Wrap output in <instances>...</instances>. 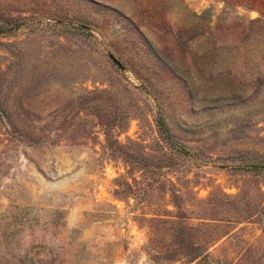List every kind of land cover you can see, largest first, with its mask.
I'll return each mask as SVG.
<instances>
[{
    "label": "rangeland",
    "instance_id": "1",
    "mask_svg": "<svg viewBox=\"0 0 264 264\" xmlns=\"http://www.w3.org/2000/svg\"><path fill=\"white\" fill-rule=\"evenodd\" d=\"M21 258L264 264V0H0V264Z\"/></svg>",
    "mask_w": 264,
    "mask_h": 264
},
{
    "label": "trees",
    "instance_id": "2",
    "mask_svg": "<svg viewBox=\"0 0 264 264\" xmlns=\"http://www.w3.org/2000/svg\"><path fill=\"white\" fill-rule=\"evenodd\" d=\"M115 64L116 65H119L120 66V63L119 62H117V61H115ZM163 130H164V128H162ZM164 136H165V138L168 140V142L170 143V144H173L172 143V141H171V139H170V137L168 136V134H166V132L164 131ZM173 146H174V144H173ZM252 168H256L255 166L254 167H252ZM26 258H24V261H23V259L21 258V259H19L18 260V264H28V262H26V260H25ZM83 260V263H81V264H87V261L88 260H84V259H82ZM197 260V258H194V260H192L191 261V263H193L194 261H196ZM80 262H81V260H80ZM6 264H9V263H6Z\"/></svg>",
    "mask_w": 264,
    "mask_h": 264
}]
</instances>
